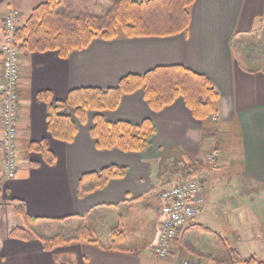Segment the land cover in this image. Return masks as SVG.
<instances>
[{
  "label": "crops",
  "instance_id": "0c3cea01",
  "mask_svg": "<svg viewBox=\"0 0 264 264\" xmlns=\"http://www.w3.org/2000/svg\"><path fill=\"white\" fill-rule=\"evenodd\" d=\"M47 1L0 0V42L10 11L29 17ZM189 11L188 29L174 35L97 37L67 57L20 51L18 172L12 179L3 165L0 103V264H180L190 258L215 264L226 255L225 244L241 258L264 260V0H194ZM173 65L211 81L219 98L210 118H196L182 97L153 110L140 88L122 94L115 109L88 110L84 121L75 115L72 141L50 131L52 105L71 90L116 88L130 74ZM97 113L135 126L151 120L150 145L133 152L99 149L91 133ZM40 143L54 153L53 163L30 148ZM213 152L216 166L208 161ZM112 165L127 168L126 175L80 194L85 174ZM190 177L204 181V212L178 233L170 256L158 259L153 247L163 220L162 190ZM14 199L38 223L78 219L94 234L102 228L108 241L45 250L33 239L11 237L24 226ZM115 230L125 235L119 249L111 248Z\"/></svg>",
  "mask_w": 264,
  "mask_h": 264
},
{
  "label": "trees",
  "instance_id": "16d2710c",
  "mask_svg": "<svg viewBox=\"0 0 264 264\" xmlns=\"http://www.w3.org/2000/svg\"><path fill=\"white\" fill-rule=\"evenodd\" d=\"M71 0H48L37 6L28 19L18 26L16 41L20 51H57L67 57L75 50L86 48L93 39H114L121 34L135 36H169L186 31L190 24L189 8L194 0H113L104 15H74ZM1 55V51H0ZM143 88L145 99L153 110H160L182 97L186 105L198 119H208L213 114L218 92L207 76L181 65L160 66L143 75L130 74L124 77L116 88H80L69 92L65 100L52 105L48 117L49 129L54 136L72 141L77 132L75 115L84 121L88 110L101 112L115 109L122 94ZM42 93V98H47ZM74 111V113H73ZM99 149L119 148L123 151H142L150 145L155 133L151 120L140 125L127 121L110 122L97 113L91 130ZM30 148L41 152L48 163L55 161L54 153L44 143L31 144ZM127 168L116 165L103 168L99 172L85 174L80 181V194L103 188L117 177H124ZM15 214L22 216L24 226L15 228L10 236L25 241L33 235L39 238L45 250H52L72 242H97L94 232L83 227L73 237L57 236L43 238L34 233L37 219L27 213L22 201H12ZM112 249H119L125 235L120 230L113 232ZM226 255L217 258L215 264H264L255 256L241 258L238 251L225 244Z\"/></svg>",
  "mask_w": 264,
  "mask_h": 264
},
{
  "label": "built area",
  "instance_id": "2783aa9c",
  "mask_svg": "<svg viewBox=\"0 0 264 264\" xmlns=\"http://www.w3.org/2000/svg\"><path fill=\"white\" fill-rule=\"evenodd\" d=\"M20 12L10 11L3 19V38L0 42L2 55V77L0 79V103L2 106V153L7 178H14L18 172V122L20 80V49L16 32L20 22ZM216 121L217 117L213 116ZM217 154L208 155V161L216 166ZM163 220L159 227L153 254L158 259L170 256L172 242L189 222L202 214L205 209V184L200 177H190L162 190ZM180 264H199L195 259H184Z\"/></svg>",
  "mask_w": 264,
  "mask_h": 264
},
{
  "label": "rangeland",
  "instance_id": "374dc122",
  "mask_svg": "<svg viewBox=\"0 0 264 264\" xmlns=\"http://www.w3.org/2000/svg\"><path fill=\"white\" fill-rule=\"evenodd\" d=\"M113 0H71L70 8L71 12L74 15H104L109 7L111 6ZM27 15L23 14L20 16V21H26ZM144 220V219H143ZM83 227H87L92 230L88 225L84 224L83 221L78 219L72 220L69 222H61V221H48V222H40L35 223L33 226L34 233L43 238H53L57 236H63L65 238L73 237L77 232H79ZM20 228V227H17ZM0 233H2L0 231ZM93 238L101 243H107L108 239L106 234L103 232V229H99L97 234L93 235ZM33 241L44 244L43 242L37 238L35 235L32 237ZM60 247V246H58ZM222 254L223 249L219 247ZM218 251V250H217ZM193 259V258H190ZM197 262L198 260L195 259Z\"/></svg>",
  "mask_w": 264,
  "mask_h": 264
}]
</instances>
